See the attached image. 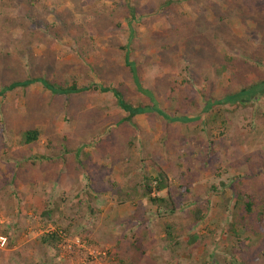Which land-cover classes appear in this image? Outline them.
<instances>
[{"label":"rangeland","instance_id":"374dc122","mask_svg":"<svg viewBox=\"0 0 264 264\" xmlns=\"http://www.w3.org/2000/svg\"><path fill=\"white\" fill-rule=\"evenodd\" d=\"M193 35L199 47L188 43ZM126 46L156 105L175 115L176 99L190 96L197 107L188 115L200 119L125 121L113 95L92 88L65 97L38 83L0 97V234L8 238L0 264H264V95L199 113L204 100L264 76V59H254L264 58V0H0V83L42 76L148 105L131 82ZM223 55L247 62L241 77L213 73ZM29 127L39 134L25 145ZM65 150L84 162L78 177L55 162ZM158 171L168 188L151 196L171 207L152 204L140 186ZM133 185L136 195L117 202L113 191ZM207 200L194 223L191 209ZM52 231L63 239L54 243Z\"/></svg>","mask_w":264,"mask_h":264},{"label":"trees","instance_id":"16d2710c","mask_svg":"<svg viewBox=\"0 0 264 264\" xmlns=\"http://www.w3.org/2000/svg\"><path fill=\"white\" fill-rule=\"evenodd\" d=\"M165 4H170V1H166ZM129 14H130V23L131 21L135 20V10L134 8H128ZM129 38H131L134 34L133 29L129 27ZM197 35L190 36V41L188 40V43L191 42V44L198 46L197 42ZM127 48V46H126ZM128 52L129 47L125 50V62L126 65L129 67L130 71V78L131 82L134 86V89L139 92L140 94L145 95L150 100V104L148 105H137L132 106L130 103L126 102L124 100V96L122 92H119L118 90L110 87H103V86H97L93 84H89L86 86L77 87L75 85L71 86H65V85H57L56 83H51L46 78L42 76H24L23 78H8L6 82L0 83V97L6 96L7 93H10L12 91H15L17 89L25 90L27 87L34 85V84H40L45 90L49 91L51 95L55 96H65L69 97L70 95H78L81 93H85L90 91V89H97L100 92H110L113 97L116 100V104L125 112H127V117L124 118L125 121L131 120L132 117L139 114H156L160 116L163 121L167 123H174V122H180V123H191L195 122L200 119V116H189L188 111H190L192 108L197 107V101L195 98L192 97H185L184 95H181V98H177V106L179 107L177 114L170 115L166 113L164 110H162L158 105H156V102L153 98V93L150 90L144 89L141 85L140 77L138 74V70L136 68L135 63L131 62L128 63ZM217 61H214L210 65L211 70L213 71L216 76H220L223 72L229 71L233 77H241L242 70L240 66L242 64H246L247 62H243L240 58H235L232 56H219L217 58ZM254 59L257 62L262 61L264 58L262 56H259L258 54H255ZM233 79L231 82L234 83L235 79ZM264 95V76L258 78L256 81L251 82L249 84H242L237 89H226L222 96L216 99H206L204 100L203 108L199 111V113L207 114L208 111L213 106H221V105H237V106H246L249 102H252L256 97H261ZM190 99V102L187 100ZM186 103L188 104V107ZM205 114V115H206ZM38 130L36 128L29 127L27 129H24L20 132V137L22 140V143L25 145H30L31 143L35 142L38 138ZM68 150H65L63 155H56L55 162L59 163V160H61L60 163H63L65 165V168L69 174H73L74 177H78L80 175V172L83 171L84 162L80 160V156H78L79 152L76 151L74 154H68ZM237 185V184H236ZM235 185V191H236V201H239L243 198L242 195H240L239 192H237V186ZM141 188L144 190V196H146L152 204L155 205H165L166 207H171V200L168 197L162 198V197H152L151 194L153 192H161L168 188V180L164 172L158 171L156 172L155 176L153 178H145L143 182L141 183ZM137 192V185H133L131 187H128L126 190H119L115 189L113 191L114 194L117 196V202L121 203L125 200H130L134 195H136ZM208 204L209 201H205L190 211V216L192 218V221L194 223L201 222L207 211H208ZM252 207V201L245 202V212L250 213ZM241 220H244L242 218ZM260 220V217H257L255 219V222H258ZM254 223V222H250ZM251 229V228H250ZM168 234H170L168 232ZM50 239L53 240L54 243H57L59 241V238L57 237L56 233H51L49 235Z\"/></svg>","mask_w":264,"mask_h":264},{"label":"built area","instance_id":"2783aa9c","mask_svg":"<svg viewBox=\"0 0 264 264\" xmlns=\"http://www.w3.org/2000/svg\"><path fill=\"white\" fill-rule=\"evenodd\" d=\"M50 233H56V232H50ZM57 236L60 238V239H63L64 235L59 232L56 233ZM75 243H79V241H75ZM8 246V238L4 235V234H0V250H5L6 247Z\"/></svg>","mask_w":264,"mask_h":264},{"label":"crops","instance_id":"0c3cea01","mask_svg":"<svg viewBox=\"0 0 264 264\" xmlns=\"http://www.w3.org/2000/svg\"><path fill=\"white\" fill-rule=\"evenodd\" d=\"M30 196H31V193H29V194H26V197H27V199H29V198H30Z\"/></svg>","mask_w":264,"mask_h":264}]
</instances>
